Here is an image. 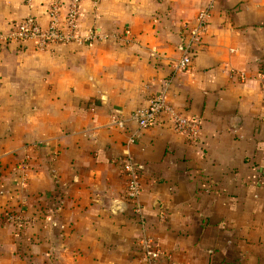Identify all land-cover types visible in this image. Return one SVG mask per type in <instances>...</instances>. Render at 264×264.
I'll return each mask as SVG.
<instances>
[{
  "label": "crops",
  "instance_id": "obj_1",
  "mask_svg": "<svg viewBox=\"0 0 264 264\" xmlns=\"http://www.w3.org/2000/svg\"><path fill=\"white\" fill-rule=\"evenodd\" d=\"M53 1L0 0V31L31 14L45 24ZM82 9V34L107 40L0 42V264H264V0ZM205 9L191 65L175 71ZM160 94L200 120L197 141L165 117L130 118ZM126 154L141 216L124 198ZM143 238L170 257L143 260Z\"/></svg>",
  "mask_w": 264,
  "mask_h": 264
},
{
  "label": "built area",
  "instance_id": "obj_2",
  "mask_svg": "<svg viewBox=\"0 0 264 264\" xmlns=\"http://www.w3.org/2000/svg\"><path fill=\"white\" fill-rule=\"evenodd\" d=\"M46 10L47 21L45 24L37 16L31 14L10 24L7 31H0V42H32L41 51L54 52L58 47L71 43L91 44L108 39L107 34L94 29L88 30L85 35L82 34L79 24L83 12L82 0L53 1ZM208 17V9L198 14L195 24L190 28L188 42L183 44V55L174 66L175 71L189 69L192 62V51L201 42L207 27ZM261 83L264 89V75L261 76ZM110 117L113 124L120 127L125 126L126 121L118 113H112ZM161 117H165L176 133L190 140H198L201 130L200 120L183 114L163 94L151 98L146 107L137 108L130 116L140 128H147L156 124ZM132 141L133 139L130 140V143ZM119 162L126 177L124 198L131 206L132 211L141 216L142 206L139 202L142 191L140 166L130 154L121 157ZM8 218H12V216H8ZM139 246L143 253V260L148 263L162 256L170 257L169 254L155 246L151 239L143 238L139 242Z\"/></svg>",
  "mask_w": 264,
  "mask_h": 264
}]
</instances>
